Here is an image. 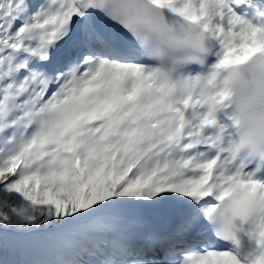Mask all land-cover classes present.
Segmentation results:
<instances>
[{"label": "snow or ice", "instance_id": "1", "mask_svg": "<svg viewBox=\"0 0 264 264\" xmlns=\"http://www.w3.org/2000/svg\"><path fill=\"white\" fill-rule=\"evenodd\" d=\"M256 55L264 0H0V264H264V152L191 107Z\"/></svg>", "mask_w": 264, "mask_h": 264}, {"label": "clouds", "instance_id": "2", "mask_svg": "<svg viewBox=\"0 0 264 264\" xmlns=\"http://www.w3.org/2000/svg\"><path fill=\"white\" fill-rule=\"evenodd\" d=\"M199 38L205 45L214 43L211 33L201 30ZM183 66L179 65L178 69ZM200 75L198 98L191 105L195 121L205 114L202 111L205 105L218 121L226 113L227 127L222 125L221 131L230 140L225 150L240 154L264 152V55L217 69L207 67ZM174 95L177 100L185 96V89L179 83Z\"/></svg>", "mask_w": 264, "mask_h": 264}]
</instances>
